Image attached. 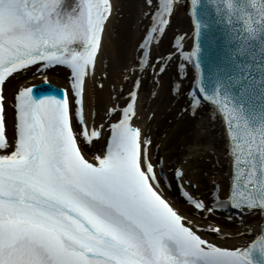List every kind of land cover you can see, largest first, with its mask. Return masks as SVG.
<instances>
[{
  "label": "snow or ice",
  "instance_id": "snow-or-ice-1",
  "mask_svg": "<svg viewBox=\"0 0 264 264\" xmlns=\"http://www.w3.org/2000/svg\"><path fill=\"white\" fill-rule=\"evenodd\" d=\"M177 2L144 0L149 25L132 76H162L165 63L179 59L152 56ZM191 2L196 16L199 0ZM112 11L111 0H0V264H264V242L243 250L207 238L224 236L223 229L198 225L196 217L220 209L188 190L195 186L184 182L182 168L165 184L163 161L152 159L153 141L134 126L142 78L132 79L123 104V84L113 87L117 95L105 108V117L115 120L110 138L87 158L105 127L97 125L98 113H86L87 84L95 78ZM215 11L226 17L242 55L251 54L235 61L237 71L212 94L201 80L189 108L195 116L211 102L225 121L234 173L229 196L216 203L228 199V208L243 218L264 212V0H216ZM208 27L195 20L197 44L182 67L195 57L194 68H201L200 38ZM57 66L69 71L68 88L49 84L39 95L35 86L16 88L10 138L6 85ZM177 79H183L179 72ZM172 180L191 219L163 194L162 184L170 187Z\"/></svg>",
  "mask_w": 264,
  "mask_h": 264
},
{
  "label": "bare ground",
  "instance_id": "bare-ground-1",
  "mask_svg": "<svg viewBox=\"0 0 264 264\" xmlns=\"http://www.w3.org/2000/svg\"><path fill=\"white\" fill-rule=\"evenodd\" d=\"M113 11L104 34V48L95 68V78H88L87 84V104L86 113H98L96 123L105 125L102 139L95 147L86 152L87 158L92 159L94 154H98L110 138L109 123L115 122L105 117V108L113 103L111 97L117 93L113 92V87L119 88L122 84L124 95L120 97L119 103L123 104L127 98L128 89L132 87V79H143L142 87L139 90V100L137 104V116L134 126L141 128L145 137L153 141L152 159L155 163L157 156L164 163L165 184L171 180L174 169L182 168L185 177L184 182H193L198 178L195 165L198 161L209 156L210 160L203 161L201 166L202 174L206 172V177H201L203 187L200 191L193 188L188 189L195 196L205 202L213 201L212 207L220 198L214 190H219L220 185L228 179L230 172V157L226 149V140L222 128V122L218 115L209 108H203V113H198L192 119V125L182 124L177 118V113L184 106L185 98L182 93V86L175 83L174 92L169 93L167 84V74L176 63H184L183 56L189 54L192 41V27L186 9V2L178 0L175 6V13L171 17V23L167 29L162 42L152 51L153 57L166 56L173 53L179 55V59H172L171 64L165 63L167 71L161 75L145 73L142 77L132 76L136 71V61L139 59V45L145 37V30L149 25L144 8V0H111ZM128 23H125V19ZM125 18V19H124ZM181 24L182 26L175 25ZM182 49L179 50V46ZM180 65L179 69L185 71V77L191 83H195L196 74L189 62L187 68ZM131 69V72L129 71ZM47 82L57 88L65 89L70 86L69 71L64 67H54L47 73L34 75L28 72L25 77H17L6 85L5 94L9 105L7 119L9 137L13 134V97L16 88L21 84L29 87L39 86ZM106 76V78H105ZM125 77H130L125 81ZM103 84V89L98 85ZM177 87L180 88L177 93ZM191 93V90L189 92ZM154 118H151L153 113ZM91 127V120L89 121ZM190 128V129H189ZM189 129V130H188ZM190 131V134H189ZM219 158V160H218ZM217 159V161H215ZM213 161L215 168L209 161ZM194 167V168H193ZM159 173V165L157 166ZM178 181L172 180L171 186L162 184V191L165 198L177 208L181 214L192 218L191 209L184 202L180 191L177 189ZM228 186V185H227ZM228 187H226L225 197ZM220 193V192H219ZM230 212H217L206 219L196 217L198 225H219L223 229L224 236L217 238L215 234L207 235V238L221 244L229 249H242L249 245L259 231L261 224L258 212L246 213L243 218L239 214ZM226 237V238H225Z\"/></svg>",
  "mask_w": 264,
  "mask_h": 264
},
{
  "label": "water",
  "instance_id": "water-1",
  "mask_svg": "<svg viewBox=\"0 0 264 264\" xmlns=\"http://www.w3.org/2000/svg\"><path fill=\"white\" fill-rule=\"evenodd\" d=\"M186 3L188 14L190 16L191 24L193 27L192 46L190 49V53L195 51V47L197 44V37L195 34V20L199 18L209 26L206 30L202 31V35L200 38V43L202 45V51L200 54L201 68L198 70L194 68L195 57L193 58V61H190L197 75V80L194 84V91L198 90L199 83L202 80L208 94H212L218 81L225 79L226 75H232L237 71L235 67V61H240L241 59L247 61L251 53H249L248 55H242V53L240 52V48L242 46L239 44L232 30V27L227 23L226 17H222L215 11L216 0H199V5L196 9V16H193L192 14L193 5L191 0H186ZM251 47L253 46H248V48ZM247 50V48L244 49L245 52H247ZM204 104L213 108L217 112L215 106L211 102H205ZM219 117L222 120L225 131V121L220 115ZM233 173L234 166L231 158L230 186L233 181ZM229 192L230 189L228 191V195L225 198L229 196ZM222 202L214 204L213 207L219 208L221 212H229L226 207L221 206ZM231 211L236 212L234 210ZM260 213L262 217L260 230L249 248H251L253 245L259 247V245L264 242V212Z\"/></svg>",
  "mask_w": 264,
  "mask_h": 264
},
{
  "label": "rangeland",
  "instance_id": "rangeland-1",
  "mask_svg": "<svg viewBox=\"0 0 264 264\" xmlns=\"http://www.w3.org/2000/svg\"><path fill=\"white\" fill-rule=\"evenodd\" d=\"M185 1V0H184ZM126 18V17H125ZM124 18V19H125ZM129 21H128V19L126 18L125 19V23L127 24ZM175 25H177V27L178 26H182L181 24H178V23H174ZM180 63L178 62V63H176V65L174 66V67H172V69H171V71L170 72H168V74H167V84H168V87H169V93H170V95H172L173 94V92H174V88H175V83H179L180 84V86H182V93L184 94V97H186L185 98V102H183L184 103V106L182 107V109L180 110L181 112H178L177 114V118L180 120V121H177L176 123H178V122H181L182 124H189V125H192V119L194 118V116L193 115H191V109L189 108V100H190V98H191V95L192 94H189V92H190V90H191V82L189 81V78H187V76L185 77V71H184V73H183V71H181L180 69H179V67H180ZM179 72V74H180V77H182L183 79L182 80H178L177 79V73ZM203 108H204V106H201L200 107V109H199V111L197 112L198 113V115H201V113H203L202 111H203ZM196 113V114H197ZM154 115L156 116V114H155V112H154V114L152 113L151 114V118H154ZM190 129V128H189ZM188 129V130H189ZM189 134H190V131H189ZM147 138H149V136L147 137ZM208 160H210V157L209 156H205V158L203 159V160H200V161H198V163L194 166L195 167V169H194V171H196V173L197 174H199L198 175V178H199V180H195L194 182H193V186H195L193 189L194 190H197V192L198 191H200L201 189H202V187H203V182H202V180H200V178L201 177H206V172H204V174H202V168H201V166H203V161H208ZM218 160H219V158H218ZM213 161L214 160H212V161H209V165H210V163L213 165V168H215V164H213ZM215 161H217V159H215ZM193 167V168H194ZM216 190H214L213 192H215ZM220 192V193H219ZM215 193H217V192H215ZM218 194H219V196H220V198L218 199V201H220L221 200V197L223 196L224 197V194H225V182L223 181L222 182V184L220 185V188H219V190H218ZM218 194H216V195H218ZM234 215V214H233ZM236 215V214H235ZM234 215V216H235ZM259 215H260V213H259ZM260 220H261V218H260Z\"/></svg>",
  "mask_w": 264,
  "mask_h": 264
}]
</instances>
